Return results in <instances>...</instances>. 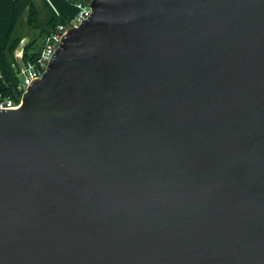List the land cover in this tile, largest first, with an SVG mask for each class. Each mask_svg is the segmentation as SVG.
Masks as SVG:
<instances>
[{"label": "water", "instance_id": "obj_1", "mask_svg": "<svg viewBox=\"0 0 264 264\" xmlns=\"http://www.w3.org/2000/svg\"><path fill=\"white\" fill-rule=\"evenodd\" d=\"M0 109V264H264V0H88Z\"/></svg>", "mask_w": 264, "mask_h": 264}, {"label": "trees", "instance_id": "obj_2", "mask_svg": "<svg viewBox=\"0 0 264 264\" xmlns=\"http://www.w3.org/2000/svg\"><path fill=\"white\" fill-rule=\"evenodd\" d=\"M72 2H87L88 0H71ZM50 11L47 20H40L38 17L35 0H0V75L5 86L0 89V96L17 100L19 92L17 85L19 76L13 65L14 52L20 43V37L14 35V31L21 16L28 13V24L39 30L40 40H30L23 48L22 60L34 59L41 48V40L58 23L66 21L65 18L57 15L47 2H44Z\"/></svg>", "mask_w": 264, "mask_h": 264}, {"label": "built area", "instance_id": "obj_3", "mask_svg": "<svg viewBox=\"0 0 264 264\" xmlns=\"http://www.w3.org/2000/svg\"><path fill=\"white\" fill-rule=\"evenodd\" d=\"M75 4L78 9L76 15L72 19H66L65 22L58 23L42 38L41 48L34 59L23 61V51L16 52L15 50L13 65L19 76V83L17 85L19 96L17 100L0 96V109H15L19 107L22 94L34 80L42 76L53 54L60 45L62 37L71 27L79 25L84 19L90 16L91 10L87 5L88 1H77Z\"/></svg>", "mask_w": 264, "mask_h": 264}, {"label": "rangeland", "instance_id": "obj_4", "mask_svg": "<svg viewBox=\"0 0 264 264\" xmlns=\"http://www.w3.org/2000/svg\"><path fill=\"white\" fill-rule=\"evenodd\" d=\"M68 4L74 5L73 2L71 0H67ZM37 2V3H36ZM35 3L37 4V11H38V17L40 20H47L50 14L49 9L43 5L42 2H40L39 0L36 1ZM69 14L67 15L66 19H72L73 16L76 15L77 13V7H72L69 6ZM14 35L20 37V43L18 45V47L16 48V52H20L23 51L24 46L32 39L37 38L38 42L40 40V35H39V30L38 29H34L32 28L29 24H28V13L25 12L18 24L17 27L14 31ZM0 79H1V75H0ZM3 80V79H2ZM4 81V80H3Z\"/></svg>", "mask_w": 264, "mask_h": 264}, {"label": "crops", "instance_id": "obj_5", "mask_svg": "<svg viewBox=\"0 0 264 264\" xmlns=\"http://www.w3.org/2000/svg\"><path fill=\"white\" fill-rule=\"evenodd\" d=\"M36 1H38V0H35V2ZM39 1L42 2L43 5H45V6H46V4L44 2H47L57 15H59L62 18H65V19L67 18V15L69 14V9H70L69 6L76 7V4L74 2H73L74 5H71V4L67 3L68 2L67 0H39ZM4 86H5V82L2 80V77H1L0 89Z\"/></svg>", "mask_w": 264, "mask_h": 264}]
</instances>
